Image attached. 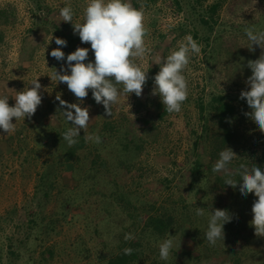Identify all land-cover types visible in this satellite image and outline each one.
I'll return each instance as SVG.
<instances>
[{
  "label": "rangeland",
  "instance_id": "1",
  "mask_svg": "<svg viewBox=\"0 0 264 264\" xmlns=\"http://www.w3.org/2000/svg\"><path fill=\"white\" fill-rule=\"evenodd\" d=\"M134 1L139 4L138 8L144 10L146 43L151 49L142 61L148 70L143 88L147 99L130 94L126 103L121 99L114 104L112 115L107 116L104 107L94 101L91 90H88L80 106L88 107L90 121L80 133L85 139L89 134H102L101 140L106 150L101 156L107 160L103 158L108 169H98L97 173H101L102 178L93 190H87V183L76 179L78 172L73 177L70 173H62L55 178L56 181L48 180L52 182V189L49 202H46L42 199L45 190L39 182V174L50 163L47 160L58 155L59 149L50 138L72 127L63 111L67 110V104L80 102L66 83L56 82L52 75L55 70L59 72L62 65L67 71L65 60L57 61L49 53L59 47L66 57L77 47L90 49L89 43H81L79 36L74 34L71 22L62 21L59 15L60 8L70 5L74 13L73 24L82 22L87 0H0V11L7 12L9 21L7 25H0V94L7 95L9 106H12L16 92L31 87L30 83L37 78L42 97L30 118L16 122L13 118L14 132L6 134L0 130V264L8 262L4 255L6 237L11 235L14 240L22 239L21 221L28 218H34L38 228L30 232L19 247V257L12 264H102L109 258L117 242L116 230L111 229L99 215L94 202L97 199L106 202V195L112 188L106 184L108 180L112 179L126 188L133 200L140 197L143 201L156 202V207L166 200H178L181 196L190 200L188 180L184 174L196 160V155L199 154L206 164L210 162L208 158L204 159L208 152L216 153L215 160L210 162L213 166L219 152L224 149L225 146L221 150V146L212 144L210 135L204 144L208 146L201 144L193 154L192 146L200 136L202 126L198 121L195 102L204 96L207 99L209 93H217L232 98L233 104L238 105L240 92L248 90L247 79L251 75L248 61L257 59L264 52L256 45L249 50L245 32L248 28L264 30L262 3L259 0L197 1L198 9L219 4L211 45L206 49L202 45L201 54L192 56L184 69L188 97L181 111L168 113L162 121L157 122L150 104L160 101L158 95L152 94L153 77L160 65L155 68L153 60L156 56L166 57L178 48L179 42L190 34L191 19L185 11H177L171 0H157L148 6L142 0ZM39 15L44 16L48 25H41ZM51 36L53 39L49 41ZM56 37L65 39L67 45H56ZM23 45L27 46L22 51ZM88 59H94L92 50L88 53ZM152 68L155 70L150 76ZM60 100L65 104L62 105ZM126 104L130 105L129 112ZM236 115L237 138L241 143L237 145L236 141L232 146H227L238 156L232 164H236L238 159L256 161L264 150V132L240 110ZM242 115L245 119H242ZM143 117L157 124L147 129L138 121ZM107 124L112 128L120 126L122 130H135V136L140 138V149L135 159L126 160L119 169L111 164L119 132L116 129L104 130ZM87 142L90 149L94 148V140ZM87 165V161H81L80 167L85 169ZM91 173H95V170ZM213 176L205 178L209 179L205 181L208 188L212 185ZM99 177L96 174L94 182ZM68 198L71 203L65 206ZM63 206L68 212L66 220L61 215ZM49 224L54 230L48 233ZM17 227L21 230L16 231ZM48 251L52 252L51 256H48Z\"/></svg>",
  "mask_w": 264,
  "mask_h": 264
},
{
  "label": "trees",
  "instance_id": "2",
  "mask_svg": "<svg viewBox=\"0 0 264 264\" xmlns=\"http://www.w3.org/2000/svg\"><path fill=\"white\" fill-rule=\"evenodd\" d=\"M145 6L149 3H155L157 0H142ZM197 1L193 0H171L177 11H185L190 21V31L188 33L197 40L204 48H209L211 45V33L215 25V14L219 8L218 3H213L205 8H197ZM264 8V0H259ZM134 7H139L134 0H131ZM7 12L0 11V25L9 23ZM41 25H48L44 16H38ZM2 36L0 34V42ZM27 45L22 46V51ZM32 55V54H30ZM74 63V62H73ZM157 67V64L154 66ZM155 68L150 69V76ZM145 88V86L143 87ZM144 100L147 99L145 89H142L141 96ZM145 102V101H144ZM143 103V102H142ZM148 103L145 105L147 106ZM240 105V107H239ZM198 112V121L202 125L200 136L192 146L193 154L195 150H199L200 145L207 142L211 135L210 142L217 144L222 150L225 146H232L237 141V145L241 143L237 138V112L240 110L243 114L250 111L246 101L240 99L238 107L233 104L232 98L224 94L209 93L207 99L205 96L199 98L195 102ZM150 107L154 113V118L162 121L167 111L160 101L151 102ZM245 119L244 116H241ZM141 124L147 129L155 127L157 122L152 119L140 118ZM116 129L119 132V140L113 147L115 150L112 155L111 164L119 169L123 166L126 160L129 162L136 157V153L140 149V138L135 136V130H122L112 128L107 124L104 130ZM67 129H63L56 136L50 138L52 143L58 146L57 153L52 158L48 159L49 164L46 169L39 174V182L45 190L43 192V201L49 202L52 182L57 179L62 173H70V176L78 172L77 180H82L87 183V190H93L96 185L100 184L102 178L101 173H97L98 169L107 168V160L102 158L101 153L104 152L105 143L101 140L100 143H95L94 148H89L87 140L81 133L77 137V143L69 146L62 138V134ZM131 131V132H130ZM149 131V130H146ZM125 135L123 136V134ZM196 135V132L193 131ZM51 137V136H50ZM105 146V147H104ZM205 145L204 147H207ZM223 147V148H222ZM216 154V153H215ZM214 152H208L206 158L212 162L216 155ZM81 161H87L88 165L85 169H81ZM100 162V164H98ZM204 163L199 154L196 155L189 169L186 170L184 178L188 180L187 190L190 200H186L183 196L178 200H166L163 204L156 207V202L143 201L140 197L133 200L132 195L123 186L108 180L106 184L112 187L106 195V202L102 200H94L95 207L99 215L111 229L116 230V244L114 250L108 259H105L102 264H264V236L257 235L251 224L252 220V204L257 199L252 193L241 198L239 195V185L242 181H237L235 188L224 184L225 173L213 172L211 164ZM236 164L228 165L229 172L239 168L240 164H244L251 169L254 166L264 170V150L261 151L259 158L256 161H243L238 159ZM82 170H85L83 173ZM95 170V173L91 171ZM219 173V174H217ZM96 174L100 176L94 182ZM214 174L212 185L207 187L205 181L206 176ZM52 176V177H51ZM239 180V176L232 177ZM203 180V181H202ZM56 181V180H55ZM201 183V184H200ZM200 184V185H199ZM66 200V205L71 203V199ZM202 207L204 215H195V208ZM213 209H224L233 219L230 223L224 225V240L218 241L215 246H210L205 239L207 230L208 213ZM68 212L61 210L62 219L66 220ZM33 216V214H31ZM21 229L23 238H16L10 235L6 237L5 257L8 259L7 264H12L13 260L19 257V247L29 237L30 232L34 231L37 223L34 218H28L21 221ZM16 228V231L21 230ZM53 226H48V233L53 231ZM125 233H132L134 239L125 241ZM173 235L176 246L173 248L167 260H161L159 257V244L163 239ZM100 235L98 232L97 236ZM180 243V245H179ZM179 246V248H178ZM124 248H132L131 255H125ZM52 252L48 251V256Z\"/></svg>",
  "mask_w": 264,
  "mask_h": 264
},
{
  "label": "clouds",
  "instance_id": "3",
  "mask_svg": "<svg viewBox=\"0 0 264 264\" xmlns=\"http://www.w3.org/2000/svg\"><path fill=\"white\" fill-rule=\"evenodd\" d=\"M59 15L62 21L71 22L73 32L79 36L81 43L90 44V49L77 47L66 57L59 47L49 53L57 61L65 60L67 65V71L62 65L59 72L56 70L53 72L56 82L66 83L67 88L80 98L79 103L67 104V110L63 111L65 119L72 127L62 134V138L72 146L77 143L80 131L85 129L90 121L88 107L80 106L82 98L88 95V90H91L94 101L104 107L105 114L111 116L113 105L119 103L121 99L126 103L130 94L141 96L148 72L142 61L151 49L146 43L144 10L142 7H134L131 0H87L83 20L75 24L70 5L60 8ZM245 32L250 51L253 45L264 49V30L248 28ZM51 39L52 36L49 41ZM54 40L56 45L62 47L67 45L63 38L56 37ZM201 49L202 45L189 34L168 56L154 58L153 63L160 65V69L153 77L152 94L159 96L164 110L168 113L181 111L182 104L188 97V83L183 72L191 57L201 54ZM90 50L94 55L92 60L88 59ZM247 67L251 70V75L247 79L248 90H242L240 98L244 99L251 109L245 115L264 132V52L257 59L248 61ZM30 85L31 87L27 86L16 92L12 106H9V97L0 94V130L6 134L15 131L13 118L15 122L24 121L25 117L30 118L41 103L42 97L39 94L41 85L37 78ZM60 103L65 104L63 100H60ZM127 108L129 112L130 105H127ZM86 139L101 142L99 135L89 134ZM237 157L230 148L224 147L219 152L212 171L225 172L224 184L233 188L237 186V181H242L238 189L241 198L249 193L257 197L251 208V224L257 235L264 236V170L257 166L249 169L240 164L239 168L229 172L228 165ZM235 175L239 176V180L232 178ZM195 215H204V209L196 207ZM232 219L233 216L224 209L209 211L204 235L210 246L224 240V225L230 223ZM132 239H134L132 233H125V241ZM175 246L173 235L168 234V238L159 244L160 259L167 260ZM123 252L125 255H131L133 249L124 248Z\"/></svg>",
  "mask_w": 264,
  "mask_h": 264
}]
</instances>
